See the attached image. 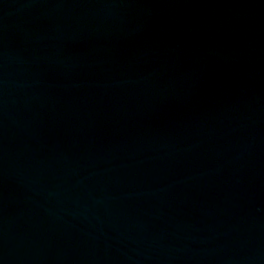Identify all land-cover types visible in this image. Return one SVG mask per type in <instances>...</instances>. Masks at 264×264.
<instances>
[{
  "label": "water",
  "instance_id": "water-1",
  "mask_svg": "<svg viewBox=\"0 0 264 264\" xmlns=\"http://www.w3.org/2000/svg\"><path fill=\"white\" fill-rule=\"evenodd\" d=\"M0 264H264V0H0Z\"/></svg>",
  "mask_w": 264,
  "mask_h": 264
}]
</instances>
